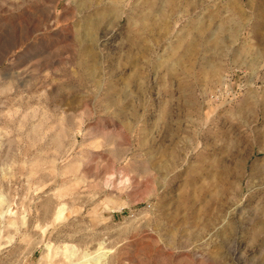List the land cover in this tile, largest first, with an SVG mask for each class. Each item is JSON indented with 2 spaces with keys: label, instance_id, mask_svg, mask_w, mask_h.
<instances>
[{
  "label": "rangeland",
  "instance_id": "rangeland-1",
  "mask_svg": "<svg viewBox=\"0 0 264 264\" xmlns=\"http://www.w3.org/2000/svg\"><path fill=\"white\" fill-rule=\"evenodd\" d=\"M0 264H264V0H0Z\"/></svg>",
  "mask_w": 264,
  "mask_h": 264
}]
</instances>
